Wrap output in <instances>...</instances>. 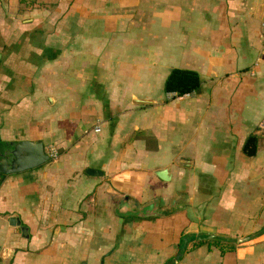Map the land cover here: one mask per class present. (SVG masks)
I'll use <instances>...</instances> for the list:
<instances>
[{
	"label": "crops",
	"instance_id": "1",
	"mask_svg": "<svg viewBox=\"0 0 264 264\" xmlns=\"http://www.w3.org/2000/svg\"><path fill=\"white\" fill-rule=\"evenodd\" d=\"M263 16L264 0H0V147L57 149L0 172V264H264ZM174 67L199 86L165 91Z\"/></svg>",
	"mask_w": 264,
	"mask_h": 264
},
{
	"label": "water",
	"instance_id": "2",
	"mask_svg": "<svg viewBox=\"0 0 264 264\" xmlns=\"http://www.w3.org/2000/svg\"><path fill=\"white\" fill-rule=\"evenodd\" d=\"M49 159V155L44 150L41 140H19L9 143L8 147H0V172H17L26 168L35 167ZM87 172L94 174L99 171L88 168ZM155 203L153 201L143 204L137 209L120 208L117 211L122 214L149 215L154 214Z\"/></svg>",
	"mask_w": 264,
	"mask_h": 264
},
{
	"label": "trees",
	"instance_id": "3",
	"mask_svg": "<svg viewBox=\"0 0 264 264\" xmlns=\"http://www.w3.org/2000/svg\"><path fill=\"white\" fill-rule=\"evenodd\" d=\"M200 84V76L197 71L187 68H172L164 81V90L165 91H175L178 94H182L186 91H191L196 89ZM253 136L247 139V143L245 144V150L248 154L255 152V144ZM253 144H252V143ZM220 242H225L228 247H231L233 244L229 239L215 238V243L217 244L219 240Z\"/></svg>",
	"mask_w": 264,
	"mask_h": 264
},
{
	"label": "built area",
	"instance_id": "4",
	"mask_svg": "<svg viewBox=\"0 0 264 264\" xmlns=\"http://www.w3.org/2000/svg\"><path fill=\"white\" fill-rule=\"evenodd\" d=\"M260 31H261V40L264 42V16L261 19L260 22ZM188 94V92L184 93V95ZM57 156V149L55 146L49 147V157L55 158Z\"/></svg>",
	"mask_w": 264,
	"mask_h": 264
}]
</instances>
